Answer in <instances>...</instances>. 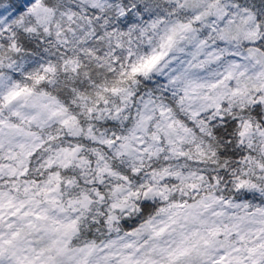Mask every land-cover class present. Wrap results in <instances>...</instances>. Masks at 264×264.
<instances>
[{
    "label": "snow or ice",
    "instance_id": "snow-or-ice-1",
    "mask_svg": "<svg viewBox=\"0 0 264 264\" xmlns=\"http://www.w3.org/2000/svg\"><path fill=\"white\" fill-rule=\"evenodd\" d=\"M0 264H264V0H0Z\"/></svg>",
    "mask_w": 264,
    "mask_h": 264
}]
</instances>
